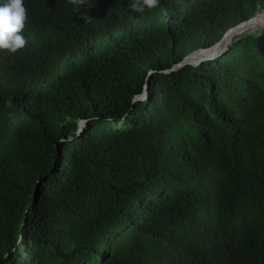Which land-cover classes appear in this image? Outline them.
<instances>
[{
    "label": "trees",
    "instance_id": "16d2710c",
    "mask_svg": "<svg viewBox=\"0 0 264 264\" xmlns=\"http://www.w3.org/2000/svg\"><path fill=\"white\" fill-rule=\"evenodd\" d=\"M129 2L23 0L27 42L0 51V264H264V30L173 68L263 28L264 0Z\"/></svg>",
    "mask_w": 264,
    "mask_h": 264
},
{
    "label": "clouds",
    "instance_id": "9594fccd",
    "mask_svg": "<svg viewBox=\"0 0 264 264\" xmlns=\"http://www.w3.org/2000/svg\"><path fill=\"white\" fill-rule=\"evenodd\" d=\"M83 0H77V5ZM160 0H130L129 9L135 13H143L146 9H155ZM26 9L23 0H0V51L12 54L26 44L23 29Z\"/></svg>",
    "mask_w": 264,
    "mask_h": 264
},
{
    "label": "rangeland",
    "instance_id": "374dc122",
    "mask_svg": "<svg viewBox=\"0 0 264 264\" xmlns=\"http://www.w3.org/2000/svg\"><path fill=\"white\" fill-rule=\"evenodd\" d=\"M260 11L261 10L256 11L255 14L258 13V12H260ZM248 21H250V20H247V22ZM259 23L260 24H264V19H262ZM237 24H239V26L237 28H235V31H231L226 37H223L224 39L223 38H220L219 39V40H222V41L219 44L218 50L215 51L214 53L220 52L223 49L224 44H225L224 49L219 54H217L215 56H212V57L209 56V57H206V58H215V57H218L227 48V46L230 43V40L232 39V37L239 36V35H241V34H243L245 32H248V31L264 30V27L263 28L255 29V28H253L251 26H246L245 28H243V25H245L246 23H242V21L238 22ZM218 41H216V42H218ZM216 42H210L208 44L201 45L202 47H200L199 49L207 50L208 48H211ZM204 59H202V60H200L198 62H192V61H190V63H193V64L196 65V64L200 63L201 61H203ZM174 68H177V66H175ZM77 126H78V123H77ZM88 215H89V217H96L97 216V210L95 208H92Z\"/></svg>",
    "mask_w": 264,
    "mask_h": 264
},
{
    "label": "water",
    "instance_id": "95a60500",
    "mask_svg": "<svg viewBox=\"0 0 264 264\" xmlns=\"http://www.w3.org/2000/svg\"><path fill=\"white\" fill-rule=\"evenodd\" d=\"M252 17H253V16H252ZM252 17H251V18H252ZM251 18H249V19H247V20H251ZM247 20H243L242 23H246ZM238 26H239V24H236L235 26L228 28V29L223 33V35H222L221 38L226 37L231 31H235V28H237ZM220 41H221V40H219V41L216 42V43H219ZM216 43H215V44H216ZM208 49H209V48H208ZM197 50H198V49H197ZM195 52H196V50H194V51L190 52L189 54L185 55V56L183 57L182 61L179 62V63H177L175 66H177V68H178V67H180V66H182V65H184V64H187L188 62L186 61V58H187L189 55H191V54H193V53H195ZM205 59H208V58H205ZM205 59H204V60H205ZM190 64H193V63H190ZM193 65H195V64H193ZM175 66H174V67H175ZM174 67H173V68H174ZM174 69H176V68H174ZM146 94H147V86L144 88L142 94H141L139 97L144 98V97L146 96ZM83 128H84V122H83V121H78V130H77V133L80 134V133L83 131ZM78 134H77V135H78ZM24 220H26V216H25V219H24Z\"/></svg>",
    "mask_w": 264,
    "mask_h": 264
},
{
    "label": "bare ground",
    "instance_id": "6f19581e",
    "mask_svg": "<svg viewBox=\"0 0 264 264\" xmlns=\"http://www.w3.org/2000/svg\"><path fill=\"white\" fill-rule=\"evenodd\" d=\"M224 39V38H223ZM187 59V58H186ZM187 61V60H186ZM188 62V61H187ZM188 63H190V62H188Z\"/></svg>",
    "mask_w": 264,
    "mask_h": 264
},
{
    "label": "built area",
    "instance_id": "2783aa9c",
    "mask_svg": "<svg viewBox=\"0 0 264 264\" xmlns=\"http://www.w3.org/2000/svg\"><path fill=\"white\" fill-rule=\"evenodd\" d=\"M78 134V133H77Z\"/></svg>",
    "mask_w": 264,
    "mask_h": 264
}]
</instances>
